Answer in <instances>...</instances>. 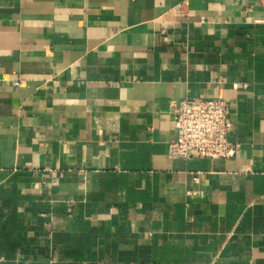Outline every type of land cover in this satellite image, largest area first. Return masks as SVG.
<instances>
[{
    "label": "crops",
    "instance_id": "1",
    "mask_svg": "<svg viewBox=\"0 0 264 264\" xmlns=\"http://www.w3.org/2000/svg\"><path fill=\"white\" fill-rule=\"evenodd\" d=\"M194 96L234 158L168 156ZM0 264H264V0H0Z\"/></svg>",
    "mask_w": 264,
    "mask_h": 264
},
{
    "label": "built area",
    "instance_id": "2",
    "mask_svg": "<svg viewBox=\"0 0 264 264\" xmlns=\"http://www.w3.org/2000/svg\"><path fill=\"white\" fill-rule=\"evenodd\" d=\"M20 85L21 80H16ZM174 134L168 142L170 158H234L238 146L230 140V104L225 98L187 97L172 102Z\"/></svg>",
    "mask_w": 264,
    "mask_h": 264
}]
</instances>
